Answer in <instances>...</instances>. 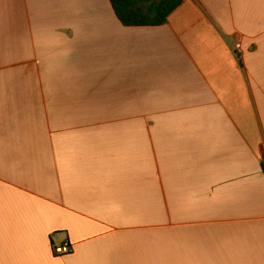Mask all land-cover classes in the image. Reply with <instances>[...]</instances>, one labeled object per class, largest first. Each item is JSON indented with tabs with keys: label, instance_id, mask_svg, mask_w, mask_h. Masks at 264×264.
<instances>
[{
	"label": "crops",
	"instance_id": "obj_1",
	"mask_svg": "<svg viewBox=\"0 0 264 264\" xmlns=\"http://www.w3.org/2000/svg\"><path fill=\"white\" fill-rule=\"evenodd\" d=\"M0 264H264V0H0Z\"/></svg>",
	"mask_w": 264,
	"mask_h": 264
},
{
	"label": "trees",
	"instance_id": "obj_2",
	"mask_svg": "<svg viewBox=\"0 0 264 264\" xmlns=\"http://www.w3.org/2000/svg\"><path fill=\"white\" fill-rule=\"evenodd\" d=\"M120 22L127 27L164 25L183 0H110Z\"/></svg>",
	"mask_w": 264,
	"mask_h": 264
},
{
	"label": "built area",
	"instance_id": "obj_3",
	"mask_svg": "<svg viewBox=\"0 0 264 264\" xmlns=\"http://www.w3.org/2000/svg\"><path fill=\"white\" fill-rule=\"evenodd\" d=\"M54 252L57 255H66V254L72 253L73 249H72V246L70 245L69 242H65L62 245L55 246L54 247Z\"/></svg>",
	"mask_w": 264,
	"mask_h": 264
}]
</instances>
